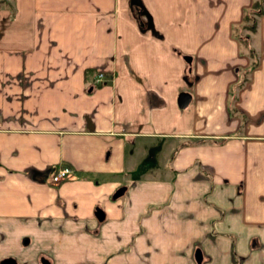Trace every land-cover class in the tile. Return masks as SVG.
Wrapping results in <instances>:
<instances>
[{
    "label": "crops",
    "instance_id": "obj_1",
    "mask_svg": "<svg viewBox=\"0 0 264 264\" xmlns=\"http://www.w3.org/2000/svg\"><path fill=\"white\" fill-rule=\"evenodd\" d=\"M250 4L0 0V263L54 264L44 247L77 245L78 231L94 239L105 226L122 233L116 245L73 264H142L152 258L147 235L178 204L200 231L178 264L231 263L234 252L240 264H264V14L247 76L251 57L232 33ZM99 71L104 83L94 82ZM61 166L69 177L48 182ZM136 167L147 193L151 182L175 191L153 211L155 195L142 205L130 194L119 215L108 200ZM103 177L112 179L97 194ZM111 216L119 223L105 225Z\"/></svg>",
    "mask_w": 264,
    "mask_h": 264
},
{
    "label": "rangeland",
    "instance_id": "obj_2",
    "mask_svg": "<svg viewBox=\"0 0 264 264\" xmlns=\"http://www.w3.org/2000/svg\"><path fill=\"white\" fill-rule=\"evenodd\" d=\"M252 40V38H251ZM255 41H258V35L255 37ZM257 44V43H256ZM250 45H252V42H250ZM89 78H91L94 75V72H87L86 73ZM247 76V74H246ZM106 80V75L103 76L102 82L104 83ZM139 163V162H138ZM142 166H139L141 168ZM139 168L136 167L134 171H132L131 175L132 177H124V173H120L118 175L119 180H121L123 184H126L127 190L126 192L118 197L116 200H108V203L115 208V210L118 212L119 215L122 213H125V210L128 208V203L130 201V194H133L132 200L135 204H142L144 203L145 198H147L150 195H155V200L158 201V203H151L150 210L153 211L157 208L165 207L169 204L171 201L170 195L173 191H175L174 188H165L161 187L162 185H159L158 182H151L150 188H148L149 193H147V187L143 184V177H140L139 174ZM138 169V170H136ZM52 172L49 174L51 176ZM80 177H76L78 179ZM152 178H161V177H152ZM175 177H169V179L172 181ZM49 179V177H48ZM47 181L49 182V180ZM67 178L63 179L65 181ZM112 179V177H103L101 179L99 184V187L97 188V194L100 192V187L102 189L107 188L109 186V182ZM106 182V183H104ZM96 184V181L93 180V185ZM83 185V184H82ZM172 185V184H171ZM88 188V187H87ZM95 189V188H94ZM143 191L140 192V191ZM146 191V192H145ZM165 192H168V194H164ZM164 196V200L161 197ZM166 197V198H165ZM189 199V198H187ZM104 199L100 197L99 203L104 206ZM177 207H175V214L174 212H171L168 215V224L165 225L163 228L160 229H154L149 232L147 235V241H149L147 248L150 251V254L152 256L151 261L145 260L142 261V264H178V263H184L187 262V249L190 247V241L193 238L194 235L200 236V231H194L192 235V231L189 228V217L188 212L190 211V207L186 208L184 210L183 205L176 204ZM178 208V209H177ZM182 216V217H181ZM185 217V219H184ZM183 218V219H182ZM120 221L119 217H109L105 220V225L110 226L112 223L118 224ZM125 221V220H124ZM105 226H103L102 234L99 235V237H95L94 239L90 238V235L86 231H78L79 236L78 241L79 244L77 245H71L70 247L67 246V242H63L60 246H54L55 250H52L54 247H44L46 250H48V254L53 258L54 264H73L77 260L78 257L82 256V253L85 252L89 254V252H97L98 254L103 249H107V247L110 245V241H113L116 245V239L119 238V236L122 234L120 231L117 232L115 230H107V233H105ZM213 235H216V230L213 232L209 231ZM124 237H122L123 239ZM146 239L142 240L145 241ZM105 241V242H104ZM130 242V241H129ZM128 240L124 244L121 243V250H125L130 248V244ZM127 244V245H126ZM145 246V247H146ZM42 246L39 245H33L32 248H40ZM43 248V247H42ZM73 249V250H72ZM72 250V252H69ZM88 250V252H87ZM91 252V253H92ZM66 253L67 256H64ZM70 253V254H69ZM21 262L23 261V255H20ZM208 264H240V257L234 252V257L231 261V263H227L226 260L222 262V258H217L216 256L213 257V261Z\"/></svg>",
    "mask_w": 264,
    "mask_h": 264
},
{
    "label": "trees",
    "instance_id": "obj_3",
    "mask_svg": "<svg viewBox=\"0 0 264 264\" xmlns=\"http://www.w3.org/2000/svg\"><path fill=\"white\" fill-rule=\"evenodd\" d=\"M263 14L264 0H251L249 7L245 8L243 11L241 21L232 26L233 36H235L239 40V43L246 48L248 56L251 57V63L247 68L246 74H248L257 64V56L255 55L252 46L249 44V40L250 33H254L257 30L258 19ZM242 80L243 79H241V81Z\"/></svg>",
    "mask_w": 264,
    "mask_h": 264
},
{
    "label": "water",
    "instance_id": "obj_4",
    "mask_svg": "<svg viewBox=\"0 0 264 264\" xmlns=\"http://www.w3.org/2000/svg\"><path fill=\"white\" fill-rule=\"evenodd\" d=\"M132 3L139 5V0H132ZM189 99H190V95L188 93L181 92L179 94V97H178V104H179V106L180 107L186 106L187 103L189 102ZM124 190H125V186L118 187L115 190V192L113 193L112 197L113 198H116V197L120 196L124 192ZM95 215H96V217L99 220L103 219V216H104L103 211L100 208H98V207L95 209ZM195 258H196L197 262H200V260H201V253H200V250L199 249H197L195 251ZM0 264H15V261L12 258H5V259H3L1 261ZM43 264H45V262Z\"/></svg>",
    "mask_w": 264,
    "mask_h": 264
},
{
    "label": "built area",
    "instance_id": "obj_5",
    "mask_svg": "<svg viewBox=\"0 0 264 264\" xmlns=\"http://www.w3.org/2000/svg\"><path fill=\"white\" fill-rule=\"evenodd\" d=\"M104 73L102 71L97 72L94 82L100 83L102 82ZM71 173V169L67 166H61L57 168L54 172H52L51 176H49V182L50 183H59L63 179L68 178Z\"/></svg>",
    "mask_w": 264,
    "mask_h": 264
}]
</instances>
